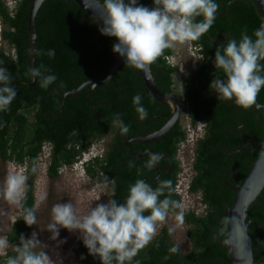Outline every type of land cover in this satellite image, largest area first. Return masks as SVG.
I'll list each match as a JSON object with an SVG mask.
<instances>
[{
	"label": "flooded vegetation",
	"instance_id": "flooded-vegetation-1",
	"mask_svg": "<svg viewBox=\"0 0 264 264\" xmlns=\"http://www.w3.org/2000/svg\"><path fill=\"white\" fill-rule=\"evenodd\" d=\"M33 1L34 0H0V66L6 67L8 69V72L12 77L13 87L16 90V98H24V102L19 104L18 111L25 112L28 117L32 143L34 141V132L39 131L40 121L37 116V108L39 103L43 104L47 108L49 107L50 109L45 113V118H52L54 122L52 125V132L55 133L56 131L60 134L64 133L61 128L64 127L62 125V121L65 117L70 116L69 113L72 111L70 107L71 102H74L75 109L77 104H80V107L83 109L89 107L95 109L96 104L94 103V95L100 92L106 93L109 91L112 88L113 81L115 80L116 72L124 73V78L129 80L131 83V85L128 87L135 94L142 95L141 103L143 104L144 101L150 100L149 106L145 107V109L151 115L146 119L139 118V120L136 121L137 123H133L132 128L126 134H122L121 132L119 133L117 130L109 131L104 137L108 140L106 143V148L103 150V154L111 151V144H113L114 140H116V144L117 147H119V153L121 155L120 161L124 167L142 170L145 174H147V176H144L142 179L149 182L150 184L156 185L160 180H171L173 171L175 169V164L172 156H170L168 152L172 150L173 141L180 136L181 130L183 131V103H187L189 109L194 106L196 111L204 114L205 116L198 120L205 123V132L201 139L208 138L209 141H214L209 146L210 148L213 147V151H207L206 158H209V155L211 154V156H213L218 162L216 166L207 165V167L204 168L202 183L205 190L201 189L195 191L198 197L195 199L189 198L187 201V203L190 205V208H188V212L183 214V223L187 227L185 234L188 239V246L183 247L185 249L181 248V246L175 241L177 236L172 232H169V226L163 224L158 226V232L153 241L157 240V242H159L160 239H166L168 237L170 242L178 245V253L168 252V249H165L164 247L160 248L157 244H155L153 248L158 249L159 251L150 250L145 253L154 256L158 264H165L171 261V259L177 257V254L182 256H190L193 258L194 264H200L198 261L203 262V258L196 259L195 254L197 252L195 251V248H205L207 250L209 248V243L205 241L202 243H195L192 241L191 237L189 236L190 225L187 223L185 216L188 213H194L197 217L206 216L208 212V206L203 202L204 194L209 193L214 189L219 196L218 205L220 206H216V208H213L210 211L212 214L214 211L218 213L217 219L219 224V234L216 233L215 229L212 230V237L214 240H217L220 246V258L217 262L221 264H230L227 248L224 244V241L227 237V208L232 207L234 196L238 192V187L241 186L246 179L250 167L258 155L257 142H261L264 138V116L261 112H259L260 117H258L252 106L244 109L235 105L234 100H219L215 90L210 88V84L212 80L216 78V76L221 78L224 76L222 70H217L214 64L217 47L226 45L228 38H235L237 41H239L242 33L246 32L248 35H252L256 30L251 22V19L248 18L247 21V19L244 18V15H242L238 9L240 7H251L252 5L250 1L215 0V2L219 5L215 21L211 28L203 36H201L204 38L206 44L196 45L194 42H189L184 44L186 45L185 50L183 46L178 45L177 47L180 49V52L177 54L174 52V49L177 47L173 49H167L171 51L165 58L167 63L178 68L177 72L174 74V80L175 76L178 75L180 68H184V72L182 70L183 74L180 78L179 90L175 89V80L171 90L166 91L165 88L159 84V81L163 77L157 72V69L152 66L153 63L150 64L152 75L157 87L163 92L172 93L177 98L178 104L180 106V113L176 124H174L165 135L161 136L157 140L145 143L134 142L133 139L147 137L156 131H159L167 124L168 119L171 117V111L168 107L170 101L167 100L165 103H160L159 101L155 100L150 94L148 88L145 86L144 80L141 77L138 68L130 67L126 63L115 72L111 81H108L102 85L94 86L93 82L105 78V75L114 60L112 62H106L108 66L106 72H104L102 69H99L98 76H94L93 73L85 76L72 75L69 81L63 80L60 74L61 71L55 68L57 66V62L50 60L49 56L46 54V49H43V51L40 53L41 46L38 45V42L39 39H42L43 41L44 36H42L43 34L41 32L39 34L37 33L40 23H42V15L38 16V14L35 18L36 55L33 67H39L40 65H43L44 68H42L41 71L44 72L45 69L49 70L45 74H55L57 80L54 84L49 86V88L43 89L40 87L39 78L33 79L31 77L29 72V30L30 13ZM99 1L102 3V0ZM127 2L128 0H125V3ZM72 3L77 5L74 1H72ZM137 5H143L149 8L155 6L154 0H137ZM85 18L88 19L86 14ZM202 19L203 17L197 18V20ZM93 23L97 28H99V33L101 27H99L95 22ZM6 33L14 34V43H11L10 40L5 37ZM98 33L92 40L93 44H96L102 36H105V38L108 39L115 38L106 35L98 36ZM41 44H43V47L46 48L43 42H41ZM39 54L41 55L40 60L36 59L37 55ZM117 55L118 53L116 56ZM200 57L203 58L201 59ZM24 58L26 59L24 60ZM173 58L175 60H173ZM160 59L162 60V56L158 58L157 61ZM129 73H131V75H129ZM196 75L203 76L205 78V82L202 85L200 83L190 84L189 88L186 89V80ZM72 91L77 93L73 96L66 95ZM49 95L51 98H59V103L54 102L48 104L47 98ZM63 96H65L64 99ZM16 98H14V102L11 104L12 109H14L18 104ZM254 102L259 105H264L263 96L258 94ZM53 114L55 116H53ZM45 127H48L46 123L41 124V132L39 131L41 134H45L43 131ZM70 146L71 145H69L68 148ZM46 148L49 149V153L48 161L45 165V176L49 178L48 172L50 166L52 165L50 155L51 152H53V145L50 141H43L42 145L40 146V151L37 155V170L41 154L45 152L44 149ZM90 148L91 145L89 146L88 150ZM149 153H159L162 156L159 164L153 169H148L145 166L149 158ZM176 155L177 153L175 154V159L177 160ZM75 162L76 161L73 163ZM73 163L64 164L61 167L59 166V173H62L61 170L66 169L65 166L68 169V166L72 165ZM193 170L194 180L196 176H198V171L194 168V165ZM88 175L93 182H99L102 185L103 182H107L112 191V186L108 181L103 179L99 180L90 174ZM180 200L181 198L179 197V201ZM168 216L176 217V213L170 211ZM248 219L252 222H255L249 216ZM257 228H259V226ZM257 228L254 225L250 226V237L251 232ZM179 263L186 264L182 260H179ZM255 263L259 264L256 259Z\"/></svg>",
	"mask_w": 264,
	"mask_h": 264
},
{
	"label": "clouds",
	"instance_id": "clouds-1",
	"mask_svg": "<svg viewBox=\"0 0 264 264\" xmlns=\"http://www.w3.org/2000/svg\"><path fill=\"white\" fill-rule=\"evenodd\" d=\"M102 3L106 15L101 34L115 37L117 43L113 45V52L135 68L156 62L167 49L199 40L213 25L219 9L215 0H154L152 8L137 5V0H128L127 3L125 0H102ZM198 17L203 19L197 20ZM46 54L54 58L55 50L49 49ZM214 64L224 74L223 78L216 76L210 84L218 99L234 100L235 105L244 109L251 107L264 88V22L252 35L242 33L239 41L228 38L226 45L217 47ZM42 68L43 65L32 67L29 72L33 79L39 78L41 88L47 89L57 77L45 74L49 70L42 72ZM15 96L10 73L6 67L0 66V112L9 110ZM141 100V95L137 94L132 102L138 117L146 119L148 111ZM113 123L122 134L128 132V126L118 114ZM88 151L68 167L80 168L85 176L90 177L86 171L88 164L102 157L103 153L85 157ZM148 156L145 165L148 169L155 168L162 159L159 153H149ZM26 181L24 173L10 169L0 194L8 203L19 205ZM166 191H171L170 181L160 180L153 188L149 182L138 179L130 186L123 203L109 199L107 203L91 207L92 201L100 199L95 197L86 211L81 209V201L55 203L46 228L52 233V240L57 239L60 228L78 230L89 254L98 255L102 264H133L138 253L156 237L158 226L166 222L170 211L176 213L177 220V224L169 228L170 233L183 222L184 205L165 195ZM188 193L190 199L197 196L192 186ZM22 219L29 227L36 224L35 209L25 208ZM41 245L35 232L28 239L21 236L20 244L14 246V255L7 257L6 264H55L44 250L45 246ZM8 247V240L0 237V255H6ZM178 250V245L169 249L171 253Z\"/></svg>",
	"mask_w": 264,
	"mask_h": 264
},
{
	"label": "trees",
	"instance_id": "trees-1",
	"mask_svg": "<svg viewBox=\"0 0 264 264\" xmlns=\"http://www.w3.org/2000/svg\"><path fill=\"white\" fill-rule=\"evenodd\" d=\"M73 0H46L39 10L38 16L42 15V23L37 30L43 34V41L39 39L38 45L41 46L40 53L43 49L48 52L49 49L55 50V57L50 58L57 62L56 69L61 71L63 80L69 81L72 75L85 76L93 73L98 76L99 69L106 72L108 66L106 62H112L116 57L113 52V45L117 43L115 38H105L102 36L96 44L92 43L93 38L99 31V28L90 20L85 18V14L80 10L79 6L72 3ZM251 7H240L239 12L244 15V18L251 19L253 26L257 29L262 23V19L257 12L253 2L249 0ZM234 10V9H233ZM5 37L11 43L15 42L14 34H5ZM43 42L46 48L43 47ZM196 45H205L204 38L193 41ZM170 50H165L162 55V60L152 64L157 69V72L163 77L159 84L162 85L166 91L171 90L175 83L174 74L178 68L169 65L166 61V56ZM165 56V57H164ZM26 58H24L25 60ZM36 59L40 60L41 55H37ZM131 75V73H129ZM205 82L203 76L196 75L186 80V89L190 84ZM131 85L129 80L124 78V73L116 72L115 80L112 83V88L105 92H100L94 95V103L96 108L92 107L83 109L80 104H77L75 109L74 102H71V112L69 117H65L62 121L61 127L64 133L52 132L53 120L52 118H45V113L50 110L43 104L39 103L37 108V116L39 118V131L41 124H47L41 134L35 131L33 135V143L31 141L30 127L28 124V117L25 112L18 111L19 104L24 102V98H15L18 101L17 106L12 109L0 112V158L3 163L13 162L24 167V174L27 176L26 185L22 193L20 203V214L12 223L7 232L6 239L8 240L10 249L6 255L0 259V264H6L8 256L14 255V246L20 244V238L25 239L31 233L32 226L26 225L22 219L23 210L25 208L35 209L36 214V177H37V162L38 152L43 141H50L53 145V152H51L50 159L52 165L49 168V178L56 179L59 174L58 167L64 164H71L80 156L88 151L89 146L93 145L100 139H104L105 135L111 130L120 128L114 125L113 121L117 114L119 119L128 126V131L132 128L133 123L139 120L138 114L133 105V97L135 94L128 86ZM13 86V84H12ZM264 99V88L259 92ZM142 97V95H141ZM70 98V97H69ZM68 98V99H69ZM59 98H47L48 104L58 102ZM14 100L12 101V103ZM11 103V104H12ZM150 100L143 102V107H148ZM47 105V104H46ZM191 120L194 124L199 119L205 117L204 114L199 113L194 109V106L189 109ZM66 115V114H64ZM151 114L148 113V116ZM53 116H55L53 114ZM185 133L181 130V134L173 141L172 150L168 152L172 156L175 164V169L171 177V191H166L165 195L170 196L171 199L179 201V196L173 194V188L177 179L179 171V162L175 159L178 144L184 139ZM214 141L208 138L201 139L197 143L195 150L196 160L194 168L198 171V176L192 182V189L198 191L205 188L202 183V175L204 168L207 165L216 166L217 162L211 154L206 158L207 151H213V147H209ZM71 145L69 148L68 146ZM119 147H117L116 140L111 144V151L98 157L92 164H88L87 172L91 176L99 180H105L112 186L109 199H115L117 203L125 202L129 193V188L136 180L147 176L142 170L135 168H125L120 161ZM210 159V160H209ZM158 184V183H157ZM156 185L151 184L153 188ZM215 188V187H214ZM164 197H161L163 199ZM218 194L216 190L204 194L203 202L208 206L206 216L197 217L194 213H188L185 216L187 223L190 225L189 236L193 242L202 243L203 241L209 243V248H195L196 259L203 258L204 261L200 264H221L218 263L220 258V246L217 240L212 237V230H218V219L215 211L210 213L211 209L220 207L218 201ZM146 214V213H145ZM147 215V214H146ZM248 216L258 224L259 228L251 232L253 241V255L259 264H264V191L258 197L257 203L252 205L249 209ZM168 238V237H167ZM160 239L159 242L153 241L143 248L134 258L133 264L138 261L139 264H158L154 256L148 255L145 252L159 251L153 247L157 244L160 248L168 249L177 246L168 239ZM77 248L82 256L80 264H102L99 256L89 254L88 249L83 241H79ZM178 253V251L176 252ZM179 260L186 264H194L193 258L190 256H182L177 254V257L165 264H180Z\"/></svg>",
	"mask_w": 264,
	"mask_h": 264
},
{
	"label": "rangeland",
	"instance_id": "rangeland-1",
	"mask_svg": "<svg viewBox=\"0 0 264 264\" xmlns=\"http://www.w3.org/2000/svg\"><path fill=\"white\" fill-rule=\"evenodd\" d=\"M181 46H183L184 50L186 49V45ZM174 52L177 54L180 52V49L177 47L174 49ZM173 60L175 59L173 58ZM182 70L184 72L183 67L180 68L178 75L175 76L176 90H179L180 88V78L183 74ZM185 121V111H182V125ZM107 140V138L98 140L95 145L89 149L85 157L103 153V150L106 148ZM44 150L45 152L41 154V158L39 159L35 182L37 223L33 224L28 238H31L33 232L37 233V239L42 244L41 247H43V245L45 246L44 250L48 253L55 264H80L82 256L77 248V244L79 241L83 240L78 230L69 231L66 228H60L57 239H50L52 233L47 230L46 226L51 220V208L55 203H65L71 200L73 203L75 201H81L80 207L82 210L86 211L90 201L95 197H100V199L92 201L91 207H95L98 203H107L109 201L111 189L107 182H103V185L99 182H93L90 177L83 174L80 168H66L61 170L62 173H59L56 179L46 177L45 165L48 161L49 149L46 148ZM10 169H15L16 171L24 173L23 167H20L13 162L3 163L0 158V189L3 188L4 180ZM195 197L197 198L198 196ZM19 214L20 204H10L3 195L0 194V237L6 238L7 232ZM164 224L173 228L177 224V220L175 216H168V219ZM186 229L187 227L182 222L180 227L172 232L177 236L175 241L181 246V248L188 246V239L185 234ZM9 249L10 247H8L7 251ZM2 256L3 255H0V259Z\"/></svg>",
	"mask_w": 264,
	"mask_h": 264
},
{
	"label": "water",
	"instance_id": "water-1",
	"mask_svg": "<svg viewBox=\"0 0 264 264\" xmlns=\"http://www.w3.org/2000/svg\"><path fill=\"white\" fill-rule=\"evenodd\" d=\"M46 0H34L31 7L30 13V68L34 66L35 55H36V30H35V18L38 11L42 7ZM79 7L80 10L86 14L88 19H91L99 27H103V17L106 12L103 8V3L99 0H73ZM255 5L258 14L260 15L262 22H264V0H252ZM102 35L101 32L98 36ZM125 58L119 54L110 65L105 78L93 82L94 86L102 85L113 79L116 71H118L124 64ZM141 77L144 80L145 86L148 88L153 98L160 103H165L167 100L170 101L168 107L171 111V117L168 119L167 124L162 127L159 131L144 137L133 139L134 142H151L159 139L165 135L174 124H176L180 106L177 98L172 93H166L161 91L153 78L150 65H146L143 68H138ZM77 92H69L66 95L73 96ZM65 95V96H66ZM63 96V99L65 98ZM63 106V103H62ZM252 108L260 117L259 112L264 116V105H259L256 102L252 104ZM258 155L255 161L252 163L250 170L246 176V179L241 186L238 187V192L234 196L233 205L231 208H227L228 221H227V237L224 244L227 248L228 257L230 264H256L253 256V242L249 235V229L251 225L256 228L258 225L248 219L247 212L251 205L257 203L258 197L261 196L264 191V138L261 142H257Z\"/></svg>",
	"mask_w": 264,
	"mask_h": 264
},
{
	"label": "built area",
	"instance_id": "built-area-1",
	"mask_svg": "<svg viewBox=\"0 0 264 264\" xmlns=\"http://www.w3.org/2000/svg\"><path fill=\"white\" fill-rule=\"evenodd\" d=\"M182 111H185L186 117V121L183 124L185 137L178 144L176 157L179 162V171L173 192L181 198L180 202L184 205L185 213L188 212V208H190L187 201L189 200L188 189L192 186L193 182L195 147L198 141L203 137L205 132V123L203 121H198L196 124L192 122L189 114V106L185 102L183 103Z\"/></svg>",
	"mask_w": 264,
	"mask_h": 264
}]
</instances>
